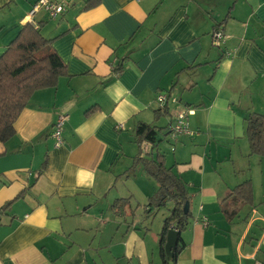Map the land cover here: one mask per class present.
<instances>
[{"label": "crops", "instance_id": "obj_1", "mask_svg": "<svg viewBox=\"0 0 264 264\" xmlns=\"http://www.w3.org/2000/svg\"><path fill=\"white\" fill-rule=\"evenodd\" d=\"M35 2L0 0V55L41 23L66 74L32 93L0 142V264H161L173 202L151 210L155 181L129 169L149 149L135 129L154 121L158 93L176 98L153 123L159 150L190 194L176 264H264V157L248 154L245 135L246 114L264 112V0H69L53 18L29 16ZM185 108L192 133L164 149ZM246 179L252 202L236 204Z\"/></svg>", "mask_w": 264, "mask_h": 264}, {"label": "trees", "instance_id": "obj_2", "mask_svg": "<svg viewBox=\"0 0 264 264\" xmlns=\"http://www.w3.org/2000/svg\"><path fill=\"white\" fill-rule=\"evenodd\" d=\"M95 0H87L85 7L93 5ZM41 23L36 27L26 23L7 45L0 55V142H6L14 134V122L26 106L32 93L45 87H55L58 77L66 74V66L60 56L51 48L52 39L40 33ZM117 70V69H116ZM90 112L88 110L86 113ZM168 112L167 104L154 110L152 123L138 122L135 129V141L138 147L148 144L149 149L140 148L133 157L129 169L141 164L146 175L156 183L155 192L148 197L147 206L158 209L168 201L173 202L169 214L163 219L158 236V248L161 264H176L177 256L183 246L181 233L187 228L192 217L188 208L183 211L186 201L190 203V194L182 180L165 165V156L159 150L162 138L158 133L162 129L153 123ZM245 135L249 155L264 157V112L249 111L245 116ZM167 137L169 138L168 134ZM143 152V154H141ZM234 203L252 202V184L250 179L235 185L229 195ZM123 202L115 200L114 205ZM175 226L179 231L178 242L173 257L165 259L164 242L167 230Z\"/></svg>", "mask_w": 264, "mask_h": 264}, {"label": "built area", "instance_id": "obj_3", "mask_svg": "<svg viewBox=\"0 0 264 264\" xmlns=\"http://www.w3.org/2000/svg\"><path fill=\"white\" fill-rule=\"evenodd\" d=\"M68 2L69 0H36L28 15L31 16L39 10H43L49 17L53 18L55 16L63 14L66 11ZM222 37V28H215L212 33V39L216 45L221 42V40L223 39ZM156 101L159 106H163L168 101L176 102V98L166 93H158L156 95ZM189 113H192V110L190 108H185L175 114L168 130V136L171 140H176L180 135H190L192 133L187 120V116ZM66 119V115H59L53 125L51 135L55 140L56 146L62 144V130ZM203 223L206 224V222Z\"/></svg>", "mask_w": 264, "mask_h": 264}, {"label": "water", "instance_id": "obj_4", "mask_svg": "<svg viewBox=\"0 0 264 264\" xmlns=\"http://www.w3.org/2000/svg\"><path fill=\"white\" fill-rule=\"evenodd\" d=\"M188 206H189V202L186 201L183 207L184 212H187ZM178 237H179V231L176 229L175 226H171L166 232L165 242L163 245L167 260H171L173 257V252L178 242Z\"/></svg>", "mask_w": 264, "mask_h": 264}, {"label": "rangeland", "instance_id": "obj_5", "mask_svg": "<svg viewBox=\"0 0 264 264\" xmlns=\"http://www.w3.org/2000/svg\"><path fill=\"white\" fill-rule=\"evenodd\" d=\"M50 21H52V20H49L48 22H50ZM170 141V142H169ZM172 141L173 140H165L164 142H163V144H162V147H164V149H168L169 147H170V145H168V144H170V143H172ZM169 146V147H168ZM246 146V145H245ZM243 162H246V159L245 160H243ZM159 216V215H158Z\"/></svg>", "mask_w": 264, "mask_h": 264}]
</instances>
